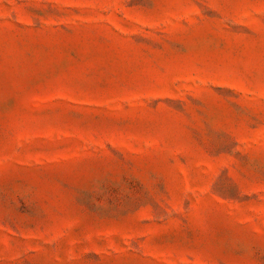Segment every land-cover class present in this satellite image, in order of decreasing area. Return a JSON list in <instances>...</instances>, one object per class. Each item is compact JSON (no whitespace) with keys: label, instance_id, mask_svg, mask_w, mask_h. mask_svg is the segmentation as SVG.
<instances>
[{"label":"rangeland","instance_id":"rangeland-1","mask_svg":"<svg viewBox=\"0 0 264 264\" xmlns=\"http://www.w3.org/2000/svg\"><path fill=\"white\" fill-rule=\"evenodd\" d=\"M0 264H264V0H0Z\"/></svg>","mask_w":264,"mask_h":264}]
</instances>
